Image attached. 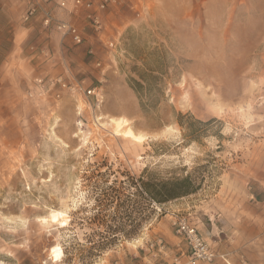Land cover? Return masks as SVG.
I'll use <instances>...</instances> for the list:
<instances>
[{"label": "rangeland", "instance_id": "1", "mask_svg": "<svg viewBox=\"0 0 264 264\" xmlns=\"http://www.w3.org/2000/svg\"><path fill=\"white\" fill-rule=\"evenodd\" d=\"M55 1L0 0V264H264V0Z\"/></svg>", "mask_w": 264, "mask_h": 264}, {"label": "built area", "instance_id": "2", "mask_svg": "<svg viewBox=\"0 0 264 264\" xmlns=\"http://www.w3.org/2000/svg\"><path fill=\"white\" fill-rule=\"evenodd\" d=\"M45 2H48L49 0H44ZM112 0H104L102 4H100V8H104L106 2H109ZM56 5L59 8L65 9L68 6V0H56ZM72 4L74 7L78 6H90L89 0H73ZM36 10V7L30 8L29 16H31ZM28 18V17H27ZM26 18V19H27ZM52 23L50 15L46 14L43 24L45 26H50ZM96 23V21H94ZM53 27L62 32L64 35H69L75 44L81 43L82 39L80 35L78 34L77 30L70 26L67 23H57L54 24ZM41 81V80H40ZM92 91H88V94H91ZM178 230L179 232H182L186 235L187 239L189 240V244L191 245V255L188 258V261L186 264H196L198 261H211L214 257V254L211 250L207 248V246L204 244L203 240L197 235L194 228L187 225L185 222H179L178 223ZM178 264V263H175Z\"/></svg>", "mask_w": 264, "mask_h": 264}, {"label": "trees", "instance_id": "3", "mask_svg": "<svg viewBox=\"0 0 264 264\" xmlns=\"http://www.w3.org/2000/svg\"><path fill=\"white\" fill-rule=\"evenodd\" d=\"M143 188L146 193H148L149 196L156 202H164L165 200L176 198L185 192V190H182L180 187L169 183L158 185L144 183Z\"/></svg>", "mask_w": 264, "mask_h": 264}, {"label": "bare ground", "instance_id": "4", "mask_svg": "<svg viewBox=\"0 0 264 264\" xmlns=\"http://www.w3.org/2000/svg\"><path fill=\"white\" fill-rule=\"evenodd\" d=\"M115 125H116L117 131H118V129H121L124 124H122V122H118L117 121L115 123ZM122 133H124L125 135L133 138L137 142H141L142 141V137L141 136H135L129 129H126V130L122 131Z\"/></svg>", "mask_w": 264, "mask_h": 264}, {"label": "crops", "instance_id": "5", "mask_svg": "<svg viewBox=\"0 0 264 264\" xmlns=\"http://www.w3.org/2000/svg\"><path fill=\"white\" fill-rule=\"evenodd\" d=\"M121 1H122V0H120L119 2H121ZM119 4H120V3H119ZM110 6H111V9H108V10L106 11L105 16L107 15V16H109V17H110V16H111V17H112V16L115 17V16H116L115 11L119 8V6H118V8L116 7L117 9H116V8H113V5H111V4H110ZM89 8H90V9H91V8H94V5H92V6L89 7ZM96 10H97V8L95 7V11H96ZM55 15H56L57 17H58V16H61V15L64 16V13H63V12H62V13H61V12H58V13L56 12Z\"/></svg>", "mask_w": 264, "mask_h": 264}, {"label": "snow or ice", "instance_id": "6", "mask_svg": "<svg viewBox=\"0 0 264 264\" xmlns=\"http://www.w3.org/2000/svg\"><path fill=\"white\" fill-rule=\"evenodd\" d=\"M53 251H54V253H55V252H57L58 250H56V249H53ZM56 258H59V257L57 256Z\"/></svg>", "mask_w": 264, "mask_h": 264}]
</instances>
